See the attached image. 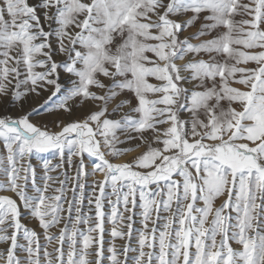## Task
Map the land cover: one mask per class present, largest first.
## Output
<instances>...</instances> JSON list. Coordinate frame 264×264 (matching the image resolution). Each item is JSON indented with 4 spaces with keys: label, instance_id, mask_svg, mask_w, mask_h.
Wrapping results in <instances>:
<instances>
[{
    "label": "snow or ice",
    "instance_id": "6c2138e0",
    "mask_svg": "<svg viewBox=\"0 0 264 264\" xmlns=\"http://www.w3.org/2000/svg\"><path fill=\"white\" fill-rule=\"evenodd\" d=\"M105 262L264 264V0H0V264Z\"/></svg>",
    "mask_w": 264,
    "mask_h": 264
},
{
    "label": "rangeland",
    "instance_id": "374dc122",
    "mask_svg": "<svg viewBox=\"0 0 264 264\" xmlns=\"http://www.w3.org/2000/svg\"><path fill=\"white\" fill-rule=\"evenodd\" d=\"M37 119L38 120H40V119H42L43 120V122H48V120H49V118L47 117V114L46 113H41V117H37ZM127 158H130V157H126V159ZM56 161H54V163H55ZM34 163H37V162H35L34 161ZM86 164H88V170L90 171L91 170V165L88 163V161H87V159H86ZM65 167H67V166H65ZM68 171H69V174H71L72 173V170L71 169H68ZM101 177H99V176H97L96 177V179H100ZM89 183H91V178L89 179V181H88ZM71 195V193H69V196ZM108 209H107V206H106V211H107ZM136 216L134 217V219H135V223L133 224V228L134 229H140L141 227H142V225L140 224V219H141V217L139 216V209H137L136 210ZM127 215V214H126ZM24 223H26L27 225H28V227H34L35 226V222H29V221H24ZM105 227H106V233H105V237H104V239H105V248H107L108 246H109V241H111V237H110V235L108 234V232L110 231V228H111V225L110 224H107L106 223V225H105ZM149 227H151V224L149 225ZM36 230L39 232L40 231V229L39 228H36ZM55 231V230H54ZM125 231H126V229H125ZM135 235H136V233L134 232V234H133V236H134V239H133V246H136V244H135ZM44 241H43V239H41V243H43ZM127 242V240L125 239V240H120V239H116L115 240V244H116V247L118 248V249H120L125 243ZM105 264H107V262H105Z\"/></svg>",
    "mask_w": 264,
    "mask_h": 264
}]
</instances>
